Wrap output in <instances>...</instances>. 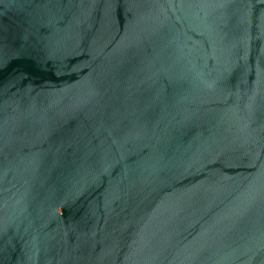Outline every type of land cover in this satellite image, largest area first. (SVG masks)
<instances>
[{"label":"water","instance_id":"1","mask_svg":"<svg viewBox=\"0 0 264 264\" xmlns=\"http://www.w3.org/2000/svg\"><path fill=\"white\" fill-rule=\"evenodd\" d=\"M0 264H264V0H0Z\"/></svg>","mask_w":264,"mask_h":264}]
</instances>
